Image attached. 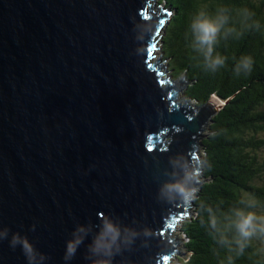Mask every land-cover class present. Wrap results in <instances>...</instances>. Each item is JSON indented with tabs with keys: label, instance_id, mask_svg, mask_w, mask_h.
Listing matches in <instances>:
<instances>
[{
	"label": "water",
	"instance_id": "water-1",
	"mask_svg": "<svg viewBox=\"0 0 264 264\" xmlns=\"http://www.w3.org/2000/svg\"><path fill=\"white\" fill-rule=\"evenodd\" d=\"M154 6L0 0V264H28L10 246L17 233L38 264H95L88 245L104 217L135 236L111 264L185 255L178 220L192 209L160 190L185 157L202 160L224 103L183 100L184 77L155 59L172 11ZM77 228L90 234L65 261Z\"/></svg>",
	"mask_w": 264,
	"mask_h": 264
},
{
	"label": "trees",
	"instance_id": "trees-1",
	"mask_svg": "<svg viewBox=\"0 0 264 264\" xmlns=\"http://www.w3.org/2000/svg\"><path fill=\"white\" fill-rule=\"evenodd\" d=\"M172 11L161 40V54L173 79L184 77V95L197 105L216 97L224 105L200 140L202 160L206 161L204 183L192 204V214L184 219L180 233L185 242L179 264H264V245L253 240L244 254L237 256L220 247L209 235L208 213L200 204L228 211L240 207L244 193L260 202L254 211L264 214V0H159ZM218 7L230 9V26L243 31L239 38H221L215 52L225 57L216 72L204 68L203 57L191 47V22L200 10L214 14ZM254 13L259 30L241 29L239 9ZM253 60L249 73L234 71L241 57ZM219 214V213H218ZM205 223L202 224L201 221Z\"/></svg>",
	"mask_w": 264,
	"mask_h": 264
},
{
	"label": "clouds",
	"instance_id": "clouds-1",
	"mask_svg": "<svg viewBox=\"0 0 264 264\" xmlns=\"http://www.w3.org/2000/svg\"><path fill=\"white\" fill-rule=\"evenodd\" d=\"M229 13L230 9L227 7H218L214 14H209L208 11L202 9L192 19L191 47L194 52L203 57L204 68L208 71L216 72L225 65L226 58L215 52L220 39L239 38L243 35L242 30L230 26ZM238 15L241 29H260V23L253 20L254 13L249 9H239ZM252 65V58L244 56L237 62L234 71L237 75L242 72L249 73ZM206 166L205 160L193 163L185 157L176 166L178 168V171L174 172L176 178L166 183L160 190L162 195L167 200H177L190 208L199 199L198 194L204 183L203 172ZM238 203L240 207H232L225 212L213 209L201 202L200 210L208 213L207 228L212 239L220 247L226 248L229 253L241 256L251 246L254 239L264 245V214L253 210L259 206L260 202L251 193H244ZM100 221L99 230L92 235V241L88 245V252L95 264H111L113 257L120 253L122 245L132 243L135 236L131 232L122 230L111 218L104 217ZM201 223L205 222L202 220ZM80 233H85L84 228H77L73 233V238L66 243L65 261L75 256L85 236L90 234L80 235ZM8 235L7 228L0 230V240L7 239ZM10 246L13 248L19 246L28 264H38L41 254L26 237L18 233L13 234ZM261 251H264V247ZM228 264H233L231 255L228 257Z\"/></svg>",
	"mask_w": 264,
	"mask_h": 264
},
{
	"label": "rangeland",
	"instance_id": "rangeland-1",
	"mask_svg": "<svg viewBox=\"0 0 264 264\" xmlns=\"http://www.w3.org/2000/svg\"><path fill=\"white\" fill-rule=\"evenodd\" d=\"M159 6H161V8H165L164 7V4H160L159 3V0H155V8H157V7H159ZM160 45V46H159ZM156 48H158L159 47V49L158 50H156L155 51V59H158V60H160V62L161 63H164L165 62V74H168V75H170L169 74V72H168V64H167V62L166 61H164V59H163V57H162V54H161V40L159 39V42H157L156 43ZM179 79V78H178ZM178 79H174V80H178ZM185 81V80H184ZM186 82V81H185ZM186 89V88H185ZM185 89L183 90V92H182V98H183V100H189L188 98H186L185 97V95H184V92H185ZM216 100V99H215ZM190 101H192V100H190ZM217 101V100H216ZM192 102H194V101H192ZM197 106H199V105H197V103L194 105V107H197ZM191 209H192V207H191ZM180 228V227H179ZM178 234L180 235V236H182L183 237V235L179 232V229H178ZM184 239V238H183ZM184 242H185V240H184ZM183 242V243H184ZM176 257H178V256H176ZM173 264H179L178 263V260H176L175 258H174V261H173Z\"/></svg>",
	"mask_w": 264,
	"mask_h": 264
},
{
	"label": "bare ground",
	"instance_id": "bare-ground-1",
	"mask_svg": "<svg viewBox=\"0 0 264 264\" xmlns=\"http://www.w3.org/2000/svg\"><path fill=\"white\" fill-rule=\"evenodd\" d=\"M211 98H213V97H211ZM180 226H181V225H180ZM180 226H179V227H180ZM179 230H180V229H179ZM179 232H180V231H179ZM179 236H180V235H179ZM180 237H182V236H180ZM182 238H184V237H182ZM184 240H185V239H184ZM183 244H184V243L181 244V248H182V249H184ZM176 260H177V257H176ZM173 261H174V260H173ZM173 261L170 262V264H173Z\"/></svg>",
	"mask_w": 264,
	"mask_h": 264
}]
</instances>
